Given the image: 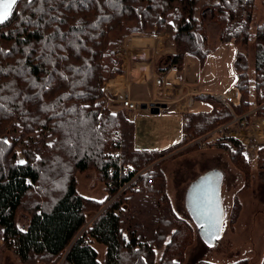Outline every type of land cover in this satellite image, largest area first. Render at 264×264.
<instances>
[{"label":"trees","instance_id":"16d2710c","mask_svg":"<svg viewBox=\"0 0 264 264\" xmlns=\"http://www.w3.org/2000/svg\"><path fill=\"white\" fill-rule=\"evenodd\" d=\"M204 8L219 27L221 44L246 47L254 41L252 67L244 54L235 55L238 102L228 108L211 95L196 96L194 101L210 106V111L182 114L177 144L162 151L137 150L134 122L104 106V84L122 75L115 50L129 35L163 34L172 24L173 49L157 56L158 72L183 71L187 56L202 68L212 52ZM254 9V0H34L30 6L19 0L0 25L2 247L23 264H58L61 259L60 264H183L194 230L173 211L162 170L167 160L157 161L180 149L171 159L194 152L198 145L192 143L200 139L227 152L243 176L241 190L248 189L251 174L244 146L225 131L216 139L212 135L234 117L264 119V20L251 31ZM7 130L11 132L3 137ZM18 148L24 163L17 160ZM119 150L121 156H114ZM120 160L133 173L147 169L135 182L138 191L128 188L117 195L119 180L130 179L118 176ZM254 165L264 174V148L257 151ZM88 169L97 172L106 187L103 203L77 191L75 173ZM109 183L114 186L108 188ZM138 193L152 196L154 211L146 235L140 222L146 216L136 212L133 198ZM237 197L232 225L241 210ZM19 210L28 213L22 227L17 224ZM96 245L105 248L102 258Z\"/></svg>","mask_w":264,"mask_h":264},{"label":"rangeland","instance_id":"374dc122","mask_svg":"<svg viewBox=\"0 0 264 264\" xmlns=\"http://www.w3.org/2000/svg\"><path fill=\"white\" fill-rule=\"evenodd\" d=\"M261 2L262 0H254L255 9L252 18L253 28H251V31H253L254 27L264 20V5H262ZM202 18L204 21L208 45L212 50L211 55L208 57L202 68H199L198 63L194 58L187 56L184 62V70L176 73L183 80L180 83L181 91L183 90L185 93H194L196 96H202L203 94L191 89L195 88L199 91L204 90L213 97H218L230 89L236 88L235 82L237 76L234 66L236 63L235 55L237 52L244 54L248 66L252 67L255 50L254 41L253 39H250L249 45L246 47H242L241 45L235 46L230 43L221 44L218 40L220 31L219 27L213 21L212 14L208 9L204 8ZM171 31L172 24H168L163 34L152 36H142L138 34V36L155 37L156 47L154 51H159L158 55H160L169 53L173 49L172 44L169 43ZM129 36L137 35L132 34ZM129 36L123 39L121 44L115 50L116 52L119 51L121 45H123L125 40L127 41ZM118 56L122 59L123 54L119 53ZM141 57L144 58V56ZM158 61L159 57L156 59L155 57H150L149 60L143 59L140 62V64H146L141 71V77L144 75L146 80H153L156 87L157 85L155 81L159 77V72L157 70ZM148 65L150 67L149 72L151 76L147 75ZM112 84L114 83H110L109 86ZM183 86H186L187 88ZM183 91L177 97L184 95ZM132 92H139L141 95H144L145 87L135 88L133 86ZM174 96L175 94L172 96L173 99L175 98ZM142 97L144 98L145 96ZM108 98L109 97L106 95L104 102V106L108 111L112 113L118 112L134 122L135 149H156V151H162L169 149L171 146L179 142L181 137V116L166 112L163 114L159 113L158 115L141 111L128 112L122 108L116 109L114 107L116 105L114 103L110 104ZM171 101L172 100H169L167 102ZM1 104L3 105L5 103ZM195 107L196 108H194L193 111H210V106L205 103L197 102ZM1 112H3L2 109H0V114H3ZM221 129L222 128L219 129L218 133L212 135V139H216L221 135ZM9 132L11 131L7 130L5 134H3V137H6ZM14 134L17 135V132H14ZM225 135L229 134L227 133ZM37 138L42 139L41 137ZM246 140L248 146L244 149V156L249 162L251 174L247 190H241L244 185L243 176L233 167L227 152L214 147L210 148L202 143L200 139L192 143H197L199 148L194 152L179 155L174 159H171L173 155L182 151V149H180L157 161L161 162L167 160L162 163V170L165 176L166 192L171 200L173 211H175L180 218L184 219L185 222L191 225L194 230L192 243L187 247L186 252L184 253L183 264H196L201 260L215 264H233L241 260H245L246 264H260L262 261L264 257V174H260L256 170L254 161L255 155L263 142H254L252 137H249ZM37 152H40L39 146H37ZM16 154L18 162H24V158L19 148L16 149ZM116 154L121 156V151H116L114 155ZM75 177L76 188L81 196L97 200L101 203L105 201L106 187L98 178L97 172L93 169H88L85 172L75 173ZM204 182L214 183L219 197L220 210L215 231L204 226L201 227L196 215L190 213L187 209L186 196L193 186ZM235 196H238L237 198L241 210L238 219L232 225L230 222L232 221L233 216V198ZM133 198L137 200L136 212L143 217L146 216V219L141 218L140 220V222H142V231L146 235L150 228L154 211L151 199L152 196L143 198V194L138 193L134 194ZM132 204L133 202H131L129 206L131 207ZM105 206L106 204L101 205L96 214L89 217V222H92L93 219L103 211ZM137 209L140 212H138ZM27 219L28 213L24 210H19L17 213L18 226H24ZM95 249L100 258H102L105 248L96 245ZM160 252L161 250L158 249V257ZM61 261H59L58 264H60ZM0 264H23L11 251L2 247L1 237Z\"/></svg>","mask_w":264,"mask_h":264},{"label":"crops","instance_id":"0c3cea01","mask_svg":"<svg viewBox=\"0 0 264 264\" xmlns=\"http://www.w3.org/2000/svg\"><path fill=\"white\" fill-rule=\"evenodd\" d=\"M156 47V39L155 37H142V36H129L127 38V41L125 40L123 42V45H121L118 54H123L122 56V63H121V70L122 75L117 76L116 78L108 81L104 85V93L106 94L107 91H110L111 88H113L114 92H112V95L106 94L109 98L108 101L111 103H114L116 106H114L116 109L120 108L119 100L123 96V94L128 91L130 98L132 100L137 101H153V100H161V101H169L177 99L182 92L180 90V83L183 81L179 75H177L176 71L172 70L167 73L159 72V77L162 80V87H156L153 80H146L143 77H141V71L143 70V67L146 66L143 64H140L141 60L143 59H150V57H156L159 54V51H154ZM141 56H144L141 57ZM120 57V56H119ZM121 58V57H120ZM146 63V62H145ZM149 65L147 66L148 73L147 75L151 76L149 72ZM130 70V72H129ZM153 73V72H152ZM185 82V81H184ZM110 83H114L111 86H109ZM164 85V86H163ZM140 88L145 87V94L141 95L139 92H132V87ZM186 87V86H183ZM187 88V87H186ZM192 90L197 91L201 94H208L206 91H199L195 88H191ZM163 90V91H162ZM139 94V95H137ZM175 94V98L173 99L172 96ZM142 96H145L144 98ZM196 101H194V106L189 109L193 110L196 105ZM195 111V110H194ZM173 113L176 116H181L182 114H179L175 111L174 106L167 105L165 109L160 113ZM158 115V114H155ZM254 119V118H253ZM137 149V148H136ZM137 150H156V149H137Z\"/></svg>","mask_w":264,"mask_h":264},{"label":"built area","instance_id":"2783aa9c","mask_svg":"<svg viewBox=\"0 0 264 264\" xmlns=\"http://www.w3.org/2000/svg\"><path fill=\"white\" fill-rule=\"evenodd\" d=\"M157 87L162 86V80L157 78L155 81ZM183 91V90H182ZM114 92L113 88L110 91H107L106 94L112 95ZM184 92V91H183ZM261 96H264V93H260ZM196 95L194 93H185L181 97L172 100L171 102L156 100L151 102H139L134 101L130 98L128 91H126L121 99L119 100L120 107L128 112L141 111L144 113L151 114V111L157 110L158 114L161 113L167 105H172L175 108V111L179 114H185L194 106V97ZM217 101L223 103L228 108L230 105L237 104L239 99V92L236 88L230 89L229 91L223 93L218 97H214ZM249 114L243 115L241 117H234L233 122L227 125V127H223L220 133L224 131L226 134L228 133L230 137L234 138L240 144L244 146V149L247 148L248 143L246 142L247 138L252 137L254 142L262 141L263 143L260 145V148H264V119H257L248 116ZM261 127V129H260ZM228 131V132H227ZM117 155V154H116ZM114 155V156H116ZM119 156V155H117ZM117 174H121L126 178H130L127 182L123 183V179L119 180V191L117 195L122 194L128 188H133L134 191H138L140 189V185L136 184L138 178L142 177L145 174L147 169L142 170L140 173H133L132 169L128 165H124L121 163V160L117 164ZM115 173V169H111V174ZM148 184H151V181H147ZM114 184L109 183L108 188H112Z\"/></svg>","mask_w":264,"mask_h":264},{"label":"water","instance_id":"95a60500","mask_svg":"<svg viewBox=\"0 0 264 264\" xmlns=\"http://www.w3.org/2000/svg\"><path fill=\"white\" fill-rule=\"evenodd\" d=\"M151 114H158L157 110ZM187 209L198 218L201 225L215 231L220 210L219 197L212 182H204L192 187L186 196Z\"/></svg>","mask_w":264,"mask_h":264},{"label":"snow or ice","instance_id":"6c2138e0","mask_svg":"<svg viewBox=\"0 0 264 264\" xmlns=\"http://www.w3.org/2000/svg\"><path fill=\"white\" fill-rule=\"evenodd\" d=\"M41 3H44V0H40ZM49 3L52 0H48ZM34 3V0H26V6H30ZM19 4V0H0V25L5 24L9 20L11 14L13 13L14 6ZM37 11H43V9H37ZM7 143V141H5ZM20 163H24L21 161ZM203 227V225H201Z\"/></svg>","mask_w":264,"mask_h":264}]
</instances>
